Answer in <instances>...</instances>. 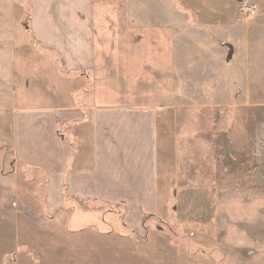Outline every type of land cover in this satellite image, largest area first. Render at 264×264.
<instances>
[{
  "label": "crops",
  "instance_id": "1",
  "mask_svg": "<svg viewBox=\"0 0 264 264\" xmlns=\"http://www.w3.org/2000/svg\"><path fill=\"white\" fill-rule=\"evenodd\" d=\"M169 1L211 26L230 21L238 4L258 0H228L229 9L225 0ZM28 2L25 24L33 42L20 1L0 0V144L43 176L45 210L67 233L97 237L103 250L135 253L139 264H216L212 252L204 259L189 239L166 248L160 224L149 223L178 217L181 203L159 193L160 182L175 188L159 176L158 118L175 107L177 74L174 27L151 19L166 9L165 0H140L134 12L131 0ZM81 95L89 96L88 109L75 100ZM237 217L253 226L261 220L252 210ZM180 228L175 218L173 235ZM259 243L245 241L237 249L250 252ZM173 249L178 259H150L151 252Z\"/></svg>",
  "mask_w": 264,
  "mask_h": 264
},
{
  "label": "rangeland",
  "instance_id": "2",
  "mask_svg": "<svg viewBox=\"0 0 264 264\" xmlns=\"http://www.w3.org/2000/svg\"><path fill=\"white\" fill-rule=\"evenodd\" d=\"M19 1L25 24L29 2ZM165 2V12L154 16L160 19H151L165 18L174 27L177 74L175 107L158 118L159 176L171 179L175 188L160 182L159 193L181 200L175 206L181 228L173 235L175 218L169 216L149 223L157 229L160 224L164 235L159 240L166 248L189 239L204 259L212 252L216 264H242L239 257L264 264V23L259 22L264 0L238 4L230 21L211 26L197 24L190 11ZM139 3L131 0L133 12ZM223 6L229 9V1ZM246 7L254 10L253 17L240 12ZM82 99L88 109L89 96L75 100ZM83 114L87 123L89 111ZM42 184V175L15 161L0 144V264H95L103 259L139 264L135 253L115 246L103 250L97 237L67 233L45 210ZM243 210L258 212L259 224L238 219ZM248 229L262 237H249ZM245 241L260 243L250 252L238 250ZM174 249L151 252L150 259H178ZM111 255L120 256L119 261Z\"/></svg>",
  "mask_w": 264,
  "mask_h": 264
},
{
  "label": "built area",
  "instance_id": "3",
  "mask_svg": "<svg viewBox=\"0 0 264 264\" xmlns=\"http://www.w3.org/2000/svg\"><path fill=\"white\" fill-rule=\"evenodd\" d=\"M240 12H247L249 18L254 16V10L250 7H246L245 9H242ZM227 49L229 50V52H232V49H234V47L232 45H228Z\"/></svg>",
  "mask_w": 264,
  "mask_h": 264
},
{
  "label": "trees",
  "instance_id": "4",
  "mask_svg": "<svg viewBox=\"0 0 264 264\" xmlns=\"http://www.w3.org/2000/svg\"><path fill=\"white\" fill-rule=\"evenodd\" d=\"M25 30H26L27 34L29 35L31 41L33 42V39H32V37H31V33H30V31H29V29H28V26H27L26 24H25Z\"/></svg>",
  "mask_w": 264,
  "mask_h": 264
}]
</instances>
